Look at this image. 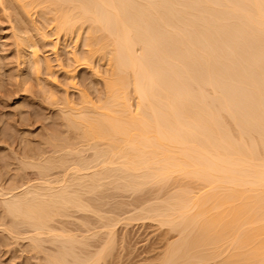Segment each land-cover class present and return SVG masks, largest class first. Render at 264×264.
I'll return each mask as SVG.
<instances>
[{
  "label": "bare ground",
  "instance_id": "6f19581e",
  "mask_svg": "<svg viewBox=\"0 0 264 264\" xmlns=\"http://www.w3.org/2000/svg\"><path fill=\"white\" fill-rule=\"evenodd\" d=\"M5 1L24 22L14 42L27 68H53L36 34L43 43L56 39L55 55L63 40L82 42L83 54L76 46L68 53L75 64L68 76L78 66L93 70L97 60L106 67L96 68L104 82L98 101L86 91L79 103L68 94L53 100L74 141L54 134L53 156L21 163L40 174L36 182L0 186L11 240L29 235L44 264H103L118 222L133 224L135 215L174 234L157 264H264V0ZM38 14L46 32L35 26ZM104 189L154 196L134 202L142 207L133 205L134 214L115 205L120 219L90 197ZM73 211L98 216L99 230L86 218L79 223L87 231L69 227ZM97 235L105 238L94 248L89 239Z\"/></svg>",
  "mask_w": 264,
  "mask_h": 264
},
{
  "label": "rangeland",
  "instance_id": "374dc122",
  "mask_svg": "<svg viewBox=\"0 0 264 264\" xmlns=\"http://www.w3.org/2000/svg\"><path fill=\"white\" fill-rule=\"evenodd\" d=\"M0 2H2V4L0 3V186H1L2 190L3 189L8 190V188H11V186L15 185L17 182H19V183H17L16 185H18V184L24 185L23 182L24 183L28 182L27 181L28 179L34 183V182H36L35 179H36L37 175H40V174H37V171H35L36 169L32 170V169L23 168L21 166L23 159H24V161H26L29 158H31V159L34 158V160H36L38 157H35V156H39L41 153H42L41 154L42 157L46 156L45 154H47V156L50 157V154L52 153V152L50 153V151L54 150V149L51 150V148L54 147L53 144H52L53 146L51 145L52 147L50 146V144L52 142L51 139L53 141L56 140V143H57V141H59L58 138H60L61 136H69V139H67L66 137H65V139L70 141V139L72 140V138L77 135V133L75 132L74 134H72L73 135L72 136L71 135L72 132L70 130L69 131L71 133L68 132V129L65 128V124H63V121H62L63 119H61L62 116H60L61 114L59 111V107H56V105H55L57 102L54 101L56 103H53V100H55V98L57 100L58 99L57 97H59V100H60L61 98H65L68 94L67 97L71 98L72 100L74 99L73 100L74 103H76V102L79 103L80 101L78 100V98L80 96V92L83 93V91L84 92L86 91L88 93V95L90 93L89 96H91L93 100L98 101L96 99L99 96L101 97L102 95H99V94L103 93L102 91H104V88H103L104 82H103V79L101 78V76L99 77L98 74H97L98 76L96 75V72L98 73V71H96V68H97V70H101L100 72L102 73L105 71L106 67L103 66L104 63L102 61L97 60L94 64V67L97 66L96 68H93V70H91L92 68L90 69L89 67H86V66L85 67L84 66L83 67L78 66L77 70L75 68L76 72L74 71L72 73L75 76L73 77L72 75H70L71 77H73V78H71L70 76H68L69 74L67 75V70L69 72V70H71V68H69V67L73 68L75 66V64L72 61V59L70 58L71 56L68 53L70 52V50H73V48H75L76 43L73 44L70 40H69V42L65 41V40H63V42L61 41L60 45H59V51H60L59 54L60 55L59 54L55 55L54 51H53L54 49H52V48H54L53 47L54 43H56L53 41H56V39L54 37H52L51 38V41L53 40L52 42L50 41L49 43H47V42L43 43L44 41L42 42L41 39H37V38H40V36H37V34H36L34 39L36 38L35 40L38 44L41 42V44H39L40 46L38 47V49L40 48L39 49L40 50L39 52L41 55L40 57L44 61H46L47 59L52 60V62L50 60H49V62L52 64L53 68H51L50 70H52V71H50L46 68V65H45L43 68L41 67L42 68L40 70L41 73L40 72L36 73V71L33 70V68H32V70L29 69L30 68L29 66L27 68L26 64L23 65V59H21L19 57V54L17 53L18 52L17 46H15L16 44L14 42V40H15L14 34L16 35L17 33L20 32L18 29H21V27L23 26V25H21V23H24L23 19L21 17H19L21 15V13L17 8L12 7L9 2H6L5 0H0ZM16 13H17V16L19 15L18 18L19 19L21 18L22 22H20L19 20H17V18H15ZM13 14L15 17L11 16ZM33 19H34L35 26L38 25L40 28L41 25H43L42 22H44V20L40 14L33 16ZM16 20L19 21L20 24H18ZM40 29H44V31L46 32L45 26H42V28H40ZM17 30L19 32L14 33V31H17ZM50 32H51L50 28L47 29V33L52 34ZM67 46H69V47H67ZM76 47H77L79 54L80 53L83 54L84 51H86V49L84 48L81 41L78 42V45ZM27 51H28L27 54H29L31 52L30 49ZM18 57L21 60H19ZM58 57L60 58V62L62 63L63 67L60 66L61 64L60 65L58 64L59 63ZM57 58H58V60H57ZM100 62H102V63H100ZM45 68L47 70H45ZM21 79L24 80L25 82L22 81ZM70 79H72L74 82H70L71 81ZM70 83H72L71 86H70ZM71 87H73V88H71ZM49 88L52 89L51 91H53V93L55 94V97L52 95ZM47 89H49L50 92ZM46 90H47V92H46ZM62 93H64V97L62 96ZM65 94H66V96H65ZM60 95H61V97H60ZM49 96H50V98H49ZM51 96H53V97H51ZM59 100H57V101H59ZM54 134H57L59 136L61 135V136L57 137L56 135L54 136ZM55 137H57V138H55ZM61 138H63V137H61ZM73 141H70V142H73ZM53 143H55V142H53ZM32 155H33V157H32ZM53 155H54V153L51 154V156H53ZM27 156H28V158L25 160V158ZM84 156H86V154H84ZM39 158H41V157L39 156ZM39 158L37 161H39ZM34 160H33V162H34ZM29 161H31V160H28V162ZM37 161H35V162H37ZM54 171L58 173L57 170H54ZM59 171L61 173V170H59ZM57 173H55L54 175L57 176L58 175ZM53 174H51V176L54 177ZM37 180H38V177H37ZM1 188H0V190H1ZM106 188H109V187L106 186ZM111 188H113V187H111ZM111 188H109V189H111ZM148 190L149 189H147L146 192H144L145 191L144 190L141 193L142 195L138 193L139 195L142 196V198H141V196H139L137 194L138 198H140L139 200H137L138 198H137L136 194H135L136 197H134L133 193H132L133 195H131L130 193H128V195H127L125 192H123V194H122L121 193L122 191L120 192L119 190H115V189H114V191H111V190L105 191V189H104L102 192L104 193L103 195L105 196V198L103 195H102L103 197L100 196V194H102L101 191H100L101 193L100 192L98 193L99 197H101V198H99L98 195H97L98 198L96 196H90V197H93L92 198L93 200L96 198L97 204H99V201L102 200L101 203L99 204V206H101V205H103V206L99 207V206H97V204H96V206L101 209L104 207V204H106L104 209H101V210L103 212L107 211V212H105V214L110 213V215L108 214V216L110 217L111 215L112 216L116 215L117 212L115 210L118 207H121V208L125 207L124 210L125 209L128 210L127 209L128 207L129 208L132 207L129 209V210H131V213L133 211H136V210H134L135 209L134 206L136 207V209H138V208L142 209V207H138L139 203L136 204L137 206L134 204L137 201L139 202L141 199L144 201L145 200L144 196H146L147 200H152L151 198L154 195L152 192H151L152 195H150V194L148 195L147 193L148 192L150 193L151 189L149 191ZM117 191H118V194H115V193H117ZM144 193H146V195ZM149 196H150V198L148 199L147 197H149ZM107 197H108V199H106ZM1 198L2 197L0 195V206L2 207V204H1L2 199ZM135 198H136V200H135ZM87 199L92 200L91 198H87ZM98 199H101V200H98ZM103 200L107 201V202H104ZM93 202H95V201H93ZM144 202H147V201H144ZM144 202H141V203H144ZM149 202H151V201H149ZM95 203H93V204H95ZM107 203H108V206H107ZM120 204L125 205V206H121ZM113 205H114V207H113ZM115 205H117L118 207ZM142 206H143V204H142ZM109 209H111V210H109ZM118 209H117V211L119 212ZM126 210L124 212L125 213L127 212V214H128V212H130V211L129 210L126 211ZM121 211H123V209H121L120 212L117 213V215H116L117 217L120 216L119 214L122 213ZM73 213H74V211H73ZM73 213H71V214L73 215ZM80 213L79 214H78V212L74 213V214H76L74 217L70 215V218H72V219H69V223H70V220H72L71 225L67 223L68 222L67 219H66V222H63V223L64 224L67 223L69 225V227H75L77 229L79 228V230L83 232L82 229H84V231L85 230L87 231L88 226L90 227L92 220H93L94 223L92 225L94 226V228H96V229L99 228L98 226H100V225H97V224H99L98 222H100L101 220L97 219L98 216H97V218L95 216V218H96L95 219L94 216L92 217L90 215V213H85V214L84 213L80 214ZM125 213L123 215L121 214L123 216V219L125 218L124 217L126 215ZM131 213H129V215L133 216V214L135 212H133V214H131ZM138 213H140V212H138ZM2 215H3L2 218L6 217L3 213V211H1V209H0V217ZM103 215H104V213H103ZM106 215H104V216H106ZM85 216H87V217H85ZM126 216L129 217L128 215H126ZM132 216H130V217H132ZM134 216L132 217L133 219H131V222H129V223H133V224H129V225L126 224L127 220L125 221L126 225L123 224L124 223L123 220H121V222H118V225H119V223H122V224H120L118 227L116 226L115 233H117V234H115V236H118V237H116L117 239L115 238L116 239L115 245H114L115 247H113L115 249H112L113 250L112 255H109V256H111V258L109 257V259H106L105 262H108V263L103 262V264L104 263L105 264H157L156 261H157V259L160 258L159 256H162L161 254L164 253V251H165L164 248L167 245V242L169 243L170 240L172 241V238L174 239V234L172 235V233H171V235H169L168 233H170V232L169 231L167 232L168 229L166 230L164 228H159L160 226L156 225V223L155 224L151 223V221L146 222V220H145V222H144L143 220H141L139 222H136L138 220L134 219L136 217V216L135 217ZM75 217L78 220H76ZM89 217H91V218H89ZM2 218H0L3 222V223L0 222L2 224V225H0V227H1L0 228V264H39V263L44 264V261L46 260V258H43V256L45 253H43V255H42V253H35L36 251L33 250L34 251L33 252L32 249H30L31 247H33V245L31 246L29 240L26 239L27 236H29V235L24 234L22 236H18V238H17L18 240L17 239L11 240V238H13V237H10V235H8L9 233L7 231H5V229L7 227H5V229H4L3 225L5 226L7 224L8 225L11 224L10 222L12 220L11 219L9 220V218L8 219H6V218L2 219ZM84 218L89 219L87 221L90 223V225H87V228L86 227L83 228L82 227L83 225L80 226L81 222H83V224L85 223L84 220H86V219H84ZM80 219H81V222L79 223ZM82 219H83V221H82ZM120 219H121V216H120ZM4 220H6L5 224H4ZM75 220L78 221V223L76 222V225L73 226L72 224L73 223L75 224ZM133 220L134 221L136 220V221L133 222ZM62 221H65V220H62ZM88 222H86V223H88ZM95 224L97 225L98 228L95 226ZM101 224H103V223H101ZM69 227H67V228H69ZM80 227H82V228H80ZM94 228H92V229L94 230ZM2 229H4V230H2ZM71 229H72L73 233L75 231H76V233H79V230L77 232V229L74 230L73 228H70V230ZM88 230H90V232L88 231L89 232L88 235H91V231H92L91 228ZM98 230H96L95 232L97 233ZM18 231H20L19 233L23 234V233L27 232V228L20 227L18 229ZM103 231H105V230H103ZM82 232H80L79 234H81ZM100 232H101V229H100ZM99 233H98V235H99ZM85 234L87 235V232ZM102 234L104 235L105 233H103V232L100 233V235H102ZM83 236H85V235L83 234ZM79 237H82V235H80ZM14 238H15V236H14ZM96 238L97 239H95V240L93 239L95 243L97 242V244H95V245H94L93 240L91 238L89 239V243L92 242L93 247L97 246L94 248H98L99 247L98 245L101 244L100 243L101 240L103 241V239L105 237L104 238L102 237L103 239L99 238V236ZM19 239H21V240H19ZM98 239L100 242L98 241ZM98 242L100 244H98ZM50 246L51 245H47L44 248H46L47 250L48 249L56 250V249H54V247H52V246L50 247ZM52 250H48V252L52 251ZM37 254H40V255L38 256ZM38 259H41V260L38 261ZM41 262H43V263H41ZM46 263H48V262H46Z\"/></svg>",
  "mask_w": 264,
  "mask_h": 264
}]
</instances>
